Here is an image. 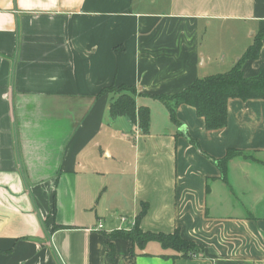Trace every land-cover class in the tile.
<instances>
[{"label": "crops", "instance_id": "crops-1", "mask_svg": "<svg viewBox=\"0 0 264 264\" xmlns=\"http://www.w3.org/2000/svg\"><path fill=\"white\" fill-rule=\"evenodd\" d=\"M262 27L264 0H0V264H130L131 242L107 235L142 202V230L179 228L203 251L150 241L133 264H264V166L235 157L223 179L214 162L227 148L264 161V99H229L208 131L147 95L225 72ZM260 69L264 37L243 64ZM112 83L136 87L149 133L110 117Z\"/></svg>", "mask_w": 264, "mask_h": 264}, {"label": "trees", "instance_id": "trees-1", "mask_svg": "<svg viewBox=\"0 0 264 264\" xmlns=\"http://www.w3.org/2000/svg\"><path fill=\"white\" fill-rule=\"evenodd\" d=\"M263 37L264 27L256 32L251 44L227 71L197 77L183 89L170 95L161 93H148L147 95L161 101L165 105L169 117L174 123L178 124L176 114L178 106L184 104L193 107L197 116L203 118L206 130H220L224 128L228 122L229 99L236 98L243 101L249 99H264V69H260L252 76H245L243 72V64L247 60H255L258 58ZM112 93L116 94V96L110 101L108 106V114L110 117L126 116L138 127L141 133H149L150 109L146 105H138L136 103V87L129 84L112 83L102 87L98 95L101 96ZM191 143L194 144L196 148H199L196 141L191 140ZM235 157L261 162L264 166V161L258 160L253 153L236 148H227L222 157L214 159L223 179H225L228 162ZM54 202L55 200L53 198L52 212L54 209ZM146 210L147 203L142 202L141 210L136 215L134 224L131 228L128 230H114L107 235L109 239L123 238L131 242V247L127 255L130 264H133L135 258V248L142 249L150 241L160 243L164 249L174 250V256L183 258H192L203 251L198 242L185 238L179 228H175L169 233L142 230L139 226V221L146 213ZM51 218L50 216L46 218L44 222L45 226L49 225V220ZM51 223V231L60 227V225H56L53 222V219ZM163 257L168 256L163 255Z\"/></svg>", "mask_w": 264, "mask_h": 264}, {"label": "built area", "instance_id": "built-area-1", "mask_svg": "<svg viewBox=\"0 0 264 264\" xmlns=\"http://www.w3.org/2000/svg\"><path fill=\"white\" fill-rule=\"evenodd\" d=\"M99 227H101V224L99 225Z\"/></svg>", "mask_w": 264, "mask_h": 264}, {"label": "rangeland", "instance_id": "rangeland-1", "mask_svg": "<svg viewBox=\"0 0 264 264\" xmlns=\"http://www.w3.org/2000/svg\"><path fill=\"white\" fill-rule=\"evenodd\" d=\"M227 71V70H226ZM218 73H220V72H218Z\"/></svg>", "mask_w": 264, "mask_h": 264}]
</instances>
